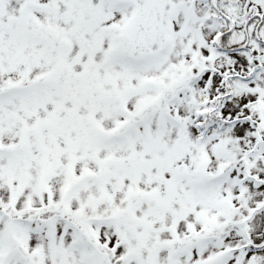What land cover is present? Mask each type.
<instances>
[{
  "label": "snow or ice",
  "instance_id": "6c2138e0",
  "mask_svg": "<svg viewBox=\"0 0 264 264\" xmlns=\"http://www.w3.org/2000/svg\"><path fill=\"white\" fill-rule=\"evenodd\" d=\"M0 264H264V0H0Z\"/></svg>",
  "mask_w": 264,
  "mask_h": 264
}]
</instances>
